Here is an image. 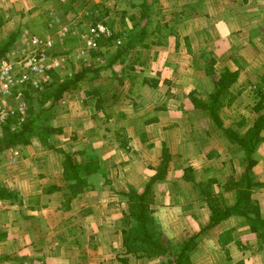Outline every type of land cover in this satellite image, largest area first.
I'll use <instances>...</instances> for the list:
<instances>
[{
	"label": "crops",
	"instance_id": "obj_1",
	"mask_svg": "<svg viewBox=\"0 0 264 264\" xmlns=\"http://www.w3.org/2000/svg\"><path fill=\"white\" fill-rule=\"evenodd\" d=\"M34 1L0 0V43L54 32L52 22L64 15L56 5L43 11V3ZM113 2L119 10L114 30L131 26L118 40L127 42L135 60L119 72L135 77L82 80L63 94L57 104L63 111L51 122L61 130L54 138L68 146L51 144L42 147L43 156L1 163L0 186L17 190L18 200H0V264H171L169 257L130 252L125 242V230L132 227L124 224L129 194L142 192L164 163L167 174L154 184L151 206L158 233L177 249L192 240L189 264H264V230L253 232L250 222L253 204L264 220V142L251 158L248 201L210 227L209 197L223 211L233 209L248 159L190 100L192 91L203 93L201 87L210 83L204 58L209 53L215 71L239 72L235 88L241 94L237 107L221 112L224 128L244 134L251 127L257 114L250 119L238 104L264 75V0H133L125 9ZM143 90L164 92V99H144ZM225 109L237 113L226 119ZM154 117L156 122L145 124ZM64 152L93 163L84 192L73 198Z\"/></svg>",
	"mask_w": 264,
	"mask_h": 264
},
{
	"label": "trees",
	"instance_id": "obj_2",
	"mask_svg": "<svg viewBox=\"0 0 264 264\" xmlns=\"http://www.w3.org/2000/svg\"><path fill=\"white\" fill-rule=\"evenodd\" d=\"M73 1L74 0H72V2ZM97 7L99 6L95 5V8ZM88 14V18L91 19V17H93V19L95 20L96 17L94 14L89 12ZM83 16L85 18V15ZM108 30L109 35L105 37L106 40L103 37L97 39V48L87 49L85 51V53L90 51L86 58H92L94 65L89 66L87 63H84L80 71H77V73H74V75L67 79L62 78L60 73L55 70L50 71L52 81L45 86L46 90L48 89L50 93H46L42 99L37 100L42 108L37 111V113L34 109L35 99L32 97V95L37 93L39 94L45 89L26 90L25 96L28 102V109L26 111L24 120L20 123L19 115H16L9 119L4 129V135L0 139V152L5 151L9 148H19L20 150H23L28 146V140L37 134L43 139L49 133H52V135L61 134V130L59 128H54L51 125L49 127L48 125L44 126L40 124V120H42L41 118L43 114H45V112H47L48 110L44 108L47 102L50 101V108H53L57 106L59 101L62 99L63 94L67 90L77 89L79 82H81L82 80L101 79L102 77L99 74L101 70H114L117 64L121 65V68H124L123 66L125 64H129L131 63V61L133 63L135 62L134 58L130 56V52L125 45V43L127 42L123 43L118 40L116 42L117 48L114 50H112V46H114V44L110 43L108 45V49L103 47L104 45L102 46L104 40L112 42L113 40L115 41V38H117L118 36V33H116L117 36L115 35L113 27L108 28ZM78 39L80 40L79 37ZM78 39L75 36L64 39L62 45L65 50H69L65 52L66 56H74V52L78 51ZM14 43V39H9L3 45V47L0 48V61L4 60L7 57V54L11 50V45H13ZM55 46L56 44L51 50V54H54L56 48ZM187 46L188 53L193 56L194 52L192 51L189 43L187 44ZM95 54L99 55L101 61H105L103 66L99 65L98 61L96 60V56H93ZM107 57L110 58L107 60ZM127 57L130 58L129 62H126L128 60ZM195 58L196 56L194 55V59ZM204 58L208 63V76H216V79H214V91L213 93H211V96L209 98H202L201 95L198 94V92L192 91L190 93V100L192 102V105L196 109L207 112L213 119L214 123L225 132L227 137L232 142L237 143L241 146V148L245 151L248 159L247 171L243 175L240 182V185L244 186V189L243 191L239 192L238 202L233 209L223 211L220 201L217 198L209 197V205L212 210L210 223L211 227L219 224L222 220L228 217L230 213L229 211H232L236 207L242 205L244 202H247L249 199L247 197H250L251 195L253 182L250 179V170L255 164L251 158L254 152H256L259 143L264 142V136H262V133L264 132V75H261L258 79V82L250 89V94L255 97V103L252 105L251 111L254 114L256 113L257 116L253 120V124L251 125V127L244 134H241L231 129H225L221 114L224 108L231 107L233 104H235L239 95L241 94V92L237 91V88H235L239 80V72L231 71L228 68H224L221 71H215V62L214 59L210 57V54H204ZM82 59L85 60V57ZM129 67H134V64L129 65ZM133 75L134 74H131L130 71H127L125 69H123L122 72H116V70H114L113 73V76L119 77L120 80H125ZM157 119L158 118L156 117L148 119L145 121V124L156 122ZM239 127H242V122L239 123ZM49 138L44 139V141L47 142ZM64 156V177L66 181L69 182L68 186L70 188L71 197L73 198L78 194L84 192L87 186V176L91 174L93 163L82 164V162L78 161L76 153L65 154L64 152ZM190 171L191 170H189L188 172ZM166 174L167 166L164 163V165H162V167L158 170L157 174L149 179L142 192L138 193L137 191H132L131 194H129L130 212L126 217L124 224H126L127 227H130L132 225V227L130 229V233L127 232L129 230H125L126 246L128 247V249H130V252H134L136 254L142 252L150 258L169 257L171 264H189V258L186 251L191 250L192 240L185 243L181 249L174 248L169 241L165 240L158 233V231L156 230L154 218L152 216L153 211L151 209V206L154 202L155 195L154 184L157 181L165 178ZM8 198V191L0 186V200ZM251 207L254 215L253 218H250L252 231L259 234L264 230V220H262L258 215V208L254 204L251 205Z\"/></svg>",
	"mask_w": 264,
	"mask_h": 264
},
{
	"label": "rangeland",
	"instance_id": "obj_3",
	"mask_svg": "<svg viewBox=\"0 0 264 264\" xmlns=\"http://www.w3.org/2000/svg\"><path fill=\"white\" fill-rule=\"evenodd\" d=\"M32 2V0H29ZM75 1V2H74ZM72 2V0H35L34 1V5H39L40 3H43L42 5V10L46 11L47 9H52L55 5L57 7V9L59 10V13L60 15H64L63 18L60 17V20L57 22H52V29H54V32L49 34V37H43V35H36L37 38L39 39H42V40H45V39H50L51 41L54 42V45L56 44V48H55V51H54V54H50V58L51 59H55L56 61L59 62V64L55 67V71H57L58 73H60L61 77L64 78V79H67L69 77H71L72 75H74V73H77V71H80L81 68L83 67L82 65L84 63H87L89 66L90 65H94V62H93V59L88 57V54L90 51H88L87 53L85 54H81L79 51L77 52H74V56L72 55H68L66 56V53L67 51H69L68 49L65 50V48L63 47L62 43L64 41V39L68 38V37H78L80 38L79 40V45L77 47V50H82L83 49V41H81V36L82 35H87L90 33V30L91 28H94L97 24H102L104 26H106L107 28H110V27H113V30H114V22L115 21V17H116V14L115 12H118L119 10H115V8H113V5L115 4L113 2V0H74ZM114 1H117L119 2L118 5L119 7H122V8H129L132 3H133V0H114ZM136 3L138 4H142V0H135ZM95 5L99 6L97 8H95ZM55 7V8H56ZM95 8V9H93ZM87 10V11H86ZM52 11H54L53 13V17L56 15L58 16L56 13V10L53 9ZM89 13H92L95 15V20L93 19V17L88 18L87 16L89 15ZM85 15V18L84 16ZM52 17V19H53ZM118 28L114 30V33L116 35V33H118ZM123 31V32H122ZM113 32V31H112ZM128 32V33H131L132 32V28L131 26H127V28H121V31L119 33H121V35L117 34V38H115V41L113 40L112 42L111 41H105V37H104V41L102 43V46L107 48L108 49V45L111 43V44H114L116 46V42L118 41V39L122 38L124 36V34ZM59 34V35H58ZM36 36H33L29 33H25L24 35H21L19 38H17V40L15 41V43L13 45H11V50H15V49H21L22 46H23V42L31 39L32 37H36ZM9 39H12V38H9ZM5 40L3 42L0 43V48L3 47V45L9 40ZM119 46V45H118ZM72 50V49H71ZM13 56V54L11 55V57ZM90 56V55H89ZM93 56H96V60L98 61L99 65L100 66H103L104 65V60H100L101 58L99 57V55H93ZM85 57V60L82 59ZM110 57H107V60L109 59ZM71 59V60H70ZM128 61H130V58H128ZM70 60V61H68ZM2 62V61H0ZM115 69H118L117 71L119 72L120 69H121V65L117 64L114 68ZM114 70L112 69H108V70H105V71H100L99 74L101 75V79H106L107 76H111L113 75L114 73ZM116 71V72H117ZM135 77V76H133ZM139 77H142V76H139ZM209 78V85H205V87H201V90L203 93H198L199 95H201L202 98H209L211 96V93H213L214 91V79H216V76L214 77H210L208 76ZM42 80V79H40ZM100 80V79H99ZM49 81H52V76L51 74H49ZM208 83V82H207ZM46 85H43L41 89L39 90H44L42 92H40L39 94H33L32 97L35 99V105H34V109H35V112L37 113V111H39L41 108L40 104L38 103V99H42L46 93H50V91H48V89L46 90L45 88ZM237 91H239V89H237ZM143 93V97L144 99H147V98H152L154 96H157L159 95V97H161L162 99H164V97L162 96V94H164V92L160 93V92H156L155 94H151V93H147L145 92L144 90L142 91ZM248 94V92H247ZM247 96V97H246ZM255 97H253L250 93L248 95H245V96H242V103L240 102L241 99H239V102L240 104H238V111L240 113H242V111L244 112V114L248 115L250 117V119L254 118V113L251 111V107L252 105L255 103L254 101ZM160 102V100H157L156 102ZM237 103V102H236ZM235 103V104H236ZM192 104V102H191ZM50 101L47 102L44 106V108L48 109L47 112H45V114H43L42 116V120H40V124L41 125H48L50 127L51 125V122H53L52 120H55L54 116L58 113V112H62L63 111V108L60 107V106H55L53 108H50ZM154 106H156L155 104L154 105H151V108H153ZM236 107H237V104H236ZM233 110L235 109H225L224 110V118H226V115H231V114H236L237 111L235 112H232ZM144 111V110H142ZM234 114V115H235ZM54 118V119H53ZM227 119V118H226ZM227 123H231V120H227ZM52 126V125H51ZM49 133V132H48ZM47 133V134H48ZM47 134H44V135H47ZM61 135V134H59ZM57 135V136H59ZM55 135H52V133H49L47 136L44 137V139L46 138H49L46 141H44L43 138H41V136H39L38 134L33 136L31 139L28 140V146L25 147V150H20L18 152L19 154L16 155L15 153H12V152H8V153H5V151H2L0 152V165L2 162H5V161H14V158L15 159H21V157H24L26 154H28L29 156L32 155V156H43L45 155V147L48 146V145H57V146H61L62 144L64 146H68L66 144V141L64 140V138H59L58 139L55 137ZM54 138V139H53ZM53 139V140H52ZM42 147L44 149H42ZM47 149V147H46ZM54 159V156H52V160ZM3 184V182H1V179H0V184ZM15 189V188H13ZM8 194H9V198H8V201H15V200H18V192L17 190H8ZM1 202V201H0Z\"/></svg>",
	"mask_w": 264,
	"mask_h": 264
},
{
	"label": "built area",
	"instance_id": "obj_4",
	"mask_svg": "<svg viewBox=\"0 0 264 264\" xmlns=\"http://www.w3.org/2000/svg\"><path fill=\"white\" fill-rule=\"evenodd\" d=\"M108 35V28L97 24L89 34L81 36L84 46L78 51L83 55L87 49L97 48L96 40ZM53 48L54 42L50 39L32 37L23 42L21 49L9 52L0 63V139L11 117L19 115L20 123L24 120L28 109L26 90H39L51 82L50 71L59 64L50 58Z\"/></svg>",
	"mask_w": 264,
	"mask_h": 264
}]
</instances>
